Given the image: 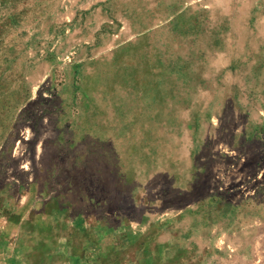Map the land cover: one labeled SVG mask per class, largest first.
Listing matches in <instances>:
<instances>
[{
	"label": "rangeland",
	"instance_id": "rangeland-1",
	"mask_svg": "<svg viewBox=\"0 0 264 264\" xmlns=\"http://www.w3.org/2000/svg\"><path fill=\"white\" fill-rule=\"evenodd\" d=\"M0 264H264V0H0Z\"/></svg>",
	"mask_w": 264,
	"mask_h": 264
}]
</instances>
